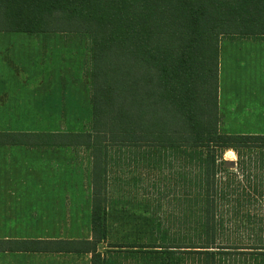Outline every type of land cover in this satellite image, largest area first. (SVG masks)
Returning <instances> with one entry per match:
<instances>
[{"label": "trees", "instance_id": "trees-1", "mask_svg": "<svg viewBox=\"0 0 264 264\" xmlns=\"http://www.w3.org/2000/svg\"><path fill=\"white\" fill-rule=\"evenodd\" d=\"M50 32L92 40L91 127L73 135L92 158L91 238L74 240L73 252L104 264L98 246L108 236L113 169L140 164L179 176L184 236L168 252L179 249L194 264H264V244L222 243L240 239L234 229L246 197L223 154L234 150L240 169L249 163L242 150L256 156L259 203L264 135L223 134L218 114L220 39L263 35L264 0H0V34Z\"/></svg>", "mask_w": 264, "mask_h": 264}, {"label": "crops", "instance_id": "crops-1", "mask_svg": "<svg viewBox=\"0 0 264 264\" xmlns=\"http://www.w3.org/2000/svg\"><path fill=\"white\" fill-rule=\"evenodd\" d=\"M19 34L41 50L71 56L58 58V85L49 77L37 82L34 67L27 69L31 81L20 82L25 68L7 58L3 42L9 41L2 39L10 36L0 38V264H91L90 254L73 252L76 155L86 153L87 176L90 167V151L74 145L75 118L67 108L73 102L74 37ZM254 63L256 87L235 80L237 71ZM218 114L223 134L264 135V34L220 39Z\"/></svg>", "mask_w": 264, "mask_h": 264}, {"label": "rangeland", "instance_id": "rangeland-1", "mask_svg": "<svg viewBox=\"0 0 264 264\" xmlns=\"http://www.w3.org/2000/svg\"><path fill=\"white\" fill-rule=\"evenodd\" d=\"M1 36H10L5 49L9 48L8 56L12 65L18 67L20 82L31 81L27 69L35 68L38 73L36 81L45 83L47 77L54 84L60 83L55 72L60 68L59 57H70L69 52L42 49L37 47V41H31L19 33H4ZM24 36V37H23ZM30 36H73L74 43L72 55H74V88L69 89L73 93V102L68 104L69 112L74 113L73 128L75 132H88L92 120V108L89 98L90 74L92 73V40L87 35L74 33H42ZM0 39V43L2 41ZM52 41H43V44L52 45ZM66 55V56H65ZM59 58V59H58ZM42 60V67L40 63ZM38 67V68H37ZM41 68V70H40ZM42 74V75H41ZM235 80L248 84L251 87L257 85V66L249 65L235 73ZM42 83V84H43ZM82 86V88H81ZM54 91V89H52ZM58 91V89H57ZM83 91V92H82ZM33 123V122H32ZM36 129H44L41 123L32 124ZM25 127V125L23 126ZM84 150H86L84 148ZM243 158L249 163L239 168V159L234 150H228L223 154V160L235 162L233 169H227L229 173L238 174V180L243 182L246 191L240 188V195L245 196L238 207L239 227L234 229L240 239L223 238L222 243L238 242L239 244H264V221L251 219L252 217H264V200L257 202L252 195L251 186L261 179L259 177L260 164L255 166V160L251 150H242ZM90 155V152H89ZM90 157L89 175L87 176L86 153L77 154L75 157V192H74V239L87 240L91 238V204H92V158ZM82 163V164H81ZM83 167H82V166ZM112 174L109 197L110 217L108 220V236L106 242L98 246L100 253L104 255V264H194L185 261L179 249H171L168 252L165 247L179 246L183 242L181 222L180 190L173 186V181L178 182L179 176H170L168 169L161 172L162 176L152 170L138 167L114 168ZM179 170H176L178 173ZM227 177L222 173V178ZM263 180V178H262ZM177 185V184H176ZM243 189V191H242ZM237 211L236 209H226ZM247 215H250L251 218ZM262 222V223H261ZM261 224L252 228L251 224ZM240 224L242 227H240ZM263 233L257 238V229ZM256 229V230H252ZM153 246H158L155 249ZM241 264V263H239ZM249 264H254L250 263Z\"/></svg>", "mask_w": 264, "mask_h": 264}, {"label": "water", "instance_id": "water-1", "mask_svg": "<svg viewBox=\"0 0 264 264\" xmlns=\"http://www.w3.org/2000/svg\"><path fill=\"white\" fill-rule=\"evenodd\" d=\"M225 167L227 168V169H233L234 167H235V162H233V161H226L225 162Z\"/></svg>", "mask_w": 264, "mask_h": 264}]
</instances>
